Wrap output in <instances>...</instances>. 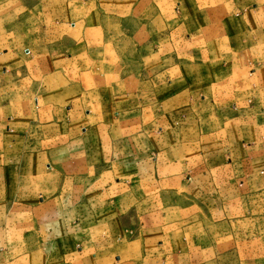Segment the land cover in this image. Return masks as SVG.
Returning a JSON list of instances; mask_svg holds the SVG:
<instances>
[{
    "label": "crops",
    "instance_id": "obj_1",
    "mask_svg": "<svg viewBox=\"0 0 264 264\" xmlns=\"http://www.w3.org/2000/svg\"><path fill=\"white\" fill-rule=\"evenodd\" d=\"M105 19L160 31L155 69L106 106L89 66ZM171 196L191 223L148 228L139 209ZM250 198L264 206V0H0V264H214L231 233L200 226L236 206L254 221Z\"/></svg>",
    "mask_w": 264,
    "mask_h": 264
},
{
    "label": "rangeland",
    "instance_id": "obj_2",
    "mask_svg": "<svg viewBox=\"0 0 264 264\" xmlns=\"http://www.w3.org/2000/svg\"><path fill=\"white\" fill-rule=\"evenodd\" d=\"M46 1L55 4L60 0ZM23 20L24 26L27 27L24 37H28L31 32L29 27L35 25L37 19L33 13L24 14ZM70 25L73 26V22ZM134 26L128 28L126 19H105L102 29L90 30L93 37L89 47V59L92 60L89 66L94 70V82L91 87L98 91V102L102 105H107L115 90L136 88L138 82L147 77L158 64V54H155L154 48L160 35L159 29L155 24L149 27L136 22ZM26 49L25 53L28 52ZM166 203L167 205L157 199L150 202L149 206L147 204L139 209L140 216L147 218L144 223L148 228L167 225V222L173 219L179 220L178 225L191 223L190 216L196 212L194 202L171 196ZM247 203V212L254 210V221L248 218L240 223L237 220L239 213L236 206V214L227 217L233 221L217 225L226 213L224 211L220 214L222 210L219 208L215 211L210 226L205 223L200 226L204 233H231V237L218 246L220 253L214 255V264H264V220L256 219L258 216H264V206L260 205L259 201H254V198L248 199ZM198 212L201 213V210L198 209ZM22 261L27 263L29 260L24 256Z\"/></svg>",
    "mask_w": 264,
    "mask_h": 264
},
{
    "label": "built area",
    "instance_id": "obj_3",
    "mask_svg": "<svg viewBox=\"0 0 264 264\" xmlns=\"http://www.w3.org/2000/svg\"><path fill=\"white\" fill-rule=\"evenodd\" d=\"M25 51H28L27 49Z\"/></svg>",
    "mask_w": 264,
    "mask_h": 264
}]
</instances>
